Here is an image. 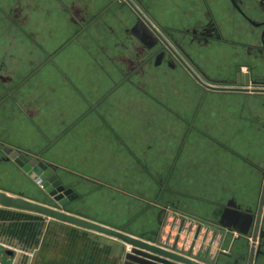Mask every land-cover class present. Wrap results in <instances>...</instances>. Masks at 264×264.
Returning a JSON list of instances; mask_svg holds the SVG:
<instances>
[{"label": "crops", "instance_id": "obj_1", "mask_svg": "<svg viewBox=\"0 0 264 264\" xmlns=\"http://www.w3.org/2000/svg\"><path fill=\"white\" fill-rule=\"evenodd\" d=\"M133 1L171 44L176 41L183 46L189 57L187 61L206 84L241 86L235 78L237 65L247 67L251 81L259 80L264 75V68L255 62L256 58L244 57L238 48L231 51L221 41H190L180 33L195 28L200 20V9L195 1ZM202 1L208 5L221 36L243 46L258 45L255 39L248 41L236 34L238 18L227 12L224 0ZM115 2L0 0V131L26 128L38 133L43 141L37 139L34 147L23 148L0 140V165H5L0 167V172L6 170L2 176L7 181L16 179L27 188L31 182L28 173L14 161L7 160L3 147L19 151L26 157L28 151L25 150L43 148L39 154L59 164L64 173L90 181L81 184L82 188L76 191L72 212L110 228L120 226L96 220L83 212L84 206L95 200L99 209H118L124 220L131 222L133 212L140 204L137 202L136 206H132V167L128 155L132 153L131 146L124 140L116 145L114 138H109L106 133L115 134L114 116L144 115V103L150 99L158 106L159 113L196 118L207 96L249 94L210 91L204 87L205 92L200 91L202 86L195 83L168 53L162 51L158 41L138 17L128 7ZM5 4L10 6V12L3 10ZM15 5H19L17 10L21 8L22 11H15ZM8 19L9 26L5 23L1 25V21ZM18 19L25 20L23 27H19ZM240 36H243V32ZM199 59L202 65L196 63ZM234 61L233 81L223 80L222 76L229 73L226 65ZM104 104L106 107H102ZM195 129L193 120L186 129L172 165L176 163L184 141ZM137 157L134 155V158ZM194 162H190L191 165ZM191 169L196 168L191 166ZM169 173L168 181L173 175L171 170ZM192 175L194 178L188 175L174 179V188L170 189V193L194 199L195 194L189 192L194 189L191 187L193 181L204 180L205 177L195 178V173ZM179 179L183 182H177ZM184 189L189 191L184 192ZM0 190L25 195L22 191L12 192L1 187ZM161 191L165 192L167 188L162 186ZM163 194L159 198L162 199ZM149 210L146 208L144 214L135 218L142 230L147 227L146 215ZM168 212L166 210L165 213ZM187 214L191 215L188 210ZM149 218L150 222L152 217ZM168 218L169 213L161 220L159 238ZM52 226L57 235H63L62 239L58 237V242H52ZM220 227H224V232L221 233L218 254L215 255L217 263L221 256L227 255L223 245L229 232L237 236V230L227 224ZM261 227L264 228V209ZM82 232L78 227L43 216L36 217L33 213L0 207V264H86L89 260L83 258ZM93 236L96 240L102 239L101 236ZM236 239L240 241L239 237L235 238L230 246L231 251L235 249ZM102 240L111 241L108 249L113 247L114 241L107 238ZM258 247L260 253L254 264H264V249L261 245Z\"/></svg>", "mask_w": 264, "mask_h": 264}, {"label": "rangeland", "instance_id": "obj_2", "mask_svg": "<svg viewBox=\"0 0 264 264\" xmlns=\"http://www.w3.org/2000/svg\"><path fill=\"white\" fill-rule=\"evenodd\" d=\"M119 1L121 0H114L115 3ZM135 4L137 5V3ZM17 6H14V9L16 7L15 11H22L21 8L17 10L19 8ZM3 7L4 11L10 12V8H8L10 6L5 4ZM16 22L19 27H23L25 24L23 19H18ZM4 23L9 26L10 19L1 21V25ZM184 46L187 48L186 43ZM197 61V64L202 65L200 59ZM233 63L235 61L226 65L229 67V73L222 76L223 80L233 81ZM210 84L233 87L232 85ZM200 89L205 92L203 87ZM104 106L106 107L105 104L102 105V107ZM143 107L146 108L144 115L114 116L115 134L106 131L109 138H114L116 145L121 144L124 140L131 146L132 153L129 152L128 155L132 167L130 170L133 192L132 206H136L137 202L140 203L139 208L133 212L132 221L124 220V216L119 213L118 209H99L95 205V200L84 206L85 211L81 210L96 220L117 224L121 228L115 227L114 229L145 241L163 247H171L176 243L177 251L183 254L191 251L193 259L205 264L217 263L215 255L218 254L220 236L224 232V227L220 226L227 224L237 230L236 237H239L240 241L236 239L235 249L231 251V243L235 241L236 237L229 232L227 241L223 245L225 252L222 250L227 255L221 256L217 264H246L247 240L252 232L264 173V96L251 94L210 95L200 106L196 118L159 113L157 112L159 111L158 106L150 99L144 103ZM192 119L196 129L191 131L189 138L184 141V147L181 149L176 163L172 165L175 155L179 151V145L186 134V129L193 123ZM37 139L39 142L42 141L38 133L26 128L20 131L8 128L0 131V140L23 148L34 147L38 142ZM42 149H27L25 151L28 152L25 154L29 159H34L36 164L41 162L51 165L55 178L50 184L59 181V185L52 186L50 189L47 188L49 186L43 187L44 180L39 176L32 178L33 173H30L28 176L32 183L29 182L28 187L25 188L16 179L12 182L7 181L2 176L6 171L3 170L6 168H3V172H0V187L12 192L20 193L22 191L25 193L23 197L28 200L75 215L72 212L73 201L69 199V196L75 195L76 191L82 188L81 184L90 181L79 179L70 173H64L65 170L59 164L39 154L43 151ZM134 155L138 156V159L134 158ZM190 162L195 164L191 165ZM2 166L5 165H0V167ZM191 166L196 169H191ZM170 170L173 175L168 181L167 175ZM191 170L194 171L195 178L205 177L204 180L195 179L193 181L194 184L191 187L194 189L183 190L194 193V199L170 193V189L174 188L172 187L174 179L186 178L188 175L194 178L192 175L194 173ZM186 172H191V174L187 175ZM47 179L45 178V180ZM177 182L182 183L183 180L179 179ZM59 186H63V190L59 191ZM162 186L166 187L167 191L162 192ZM67 189L72 190V194L65 193ZM161 194H163L162 199L159 198ZM12 195L17 194L13 193ZM146 208L150 209L146 215L148 224L142 230L140 222L135 218L144 214ZM165 209L169 211V218L166 226L163 225V233L159 238L161 220L165 215L168 216ZM187 210L191 215L187 214ZM150 216L152 220L149 222ZM181 221L184 222L183 225L180 224ZM80 230H83L81 233L83 258L89 260L86 264L124 263L127 245L88 230ZM259 230L255 252L259 245L264 249V228L261 227ZM51 231L54 235L52 242H58V237L62 239L63 235H57L53 226ZM93 234L101 236L102 239L107 238L109 241H114L113 247L108 249L107 245L111 241L96 240L93 238ZM214 236L215 238H213ZM212 239L214 241L210 244ZM256 259L253 258V264Z\"/></svg>", "mask_w": 264, "mask_h": 264}, {"label": "water", "instance_id": "obj_3", "mask_svg": "<svg viewBox=\"0 0 264 264\" xmlns=\"http://www.w3.org/2000/svg\"><path fill=\"white\" fill-rule=\"evenodd\" d=\"M126 2L135 11V13L148 25L152 32L170 49V51H172L166 41L160 36L156 29L143 16V14L129 0H126ZM179 61L182 63L188 73L197 81V83L207 90L232 93L264 94V88H249V86H256V82H250L248 78L243 79L240 83L241 86L238 87H210L202 82L180 58ZM3 151L6 155L7 160L14 161V163H16L19 167H22L23 170L28 174L33 173L32 178L39 176L42 180H44L43 187L49 186L47 188L50 189L52 186H57L60 184L59 181H54L52 185L50 184V182L55 178L53 175L54 169L51 165H45L41 162L36 164V161L34 159H31L29 161L25 155L19 153V151H12V149L8 147H3ZM45 178L48 179L45 180ZM58 190H63V186H59ZM65 193L72 194V190L67 189ZM75 197L76 195H72L69 196V199L73 200ZM0 207L37 214L47 219L69 224L80 229L88 230L125 244L128 246V248L123 264H205L196 259H193L191 257V251L187 254H183L182 252L177 251L176 243L171 247H163L158 244L145 241L141 238L126 234L120 230L100 225L96 222L82 217L80 218L76 215L67 213L64 210L52 208L50 206L28 200L24 198L22 194L12 195L3 190H0ZM263 208L264 173L259 192V199L252 232L250 234V238L247 240L248 251L246 264H252L253 261L255 244L258 239L257 236ZM256 252L260 253L259 247H257Z\"/></svg>", "mask_w": 264, "mask_h": 264}, {"label": "flooded vegetation", "instance_id": "obj_4", "mask_svg": "<svg viewBox=\"0 0 264 264\" xmlns=\"http://www.w3.org/2000/svg\"><path fill=\"white\" fill-rule=\"evenodd\" d=\"M146 18L143 11L140 9L139 5L137 6L132 0H129ZM196 3V6L200 9L199 15L200 20L196 23L195 28L191 30L181 31L180 33L190 41L193 39H201L202 41H221L224 44H227L229 48H232L233 50L238 48L240 50V54H242L244 57H255V62L258 63L260 66L264 68V0H224L226 4L227 12L230 15H234V17L238 18V22L235 25L236 26V34L239 37H242L244 39H247L248 41H252L255 39L257 42V46L249 45V46H243L239 45L237 43H232L230 40L226 39L225 36H221L220 33L217 32L214 21L212 20V13H210L208 9V5L204 3L202 0H193ZM120 6H126L128 7L139 19V21L144 25L150 33L155 37V39L158 41L160 48L165 53H168L170 57L176 61L187 73L188 71L184 68L182 63L179 61V58L199 77L200 79H203L200 77V74L196 72L191 64L188 62L189 57L183 50V46L178 42L170 43L169 40L166 39V36L161 34V32L156 29L150 22V24L156 29V31L160 34V36L166 41V43L169 45L170 49L152 32V30L148 27V25L135 13V11L130 7V5L126 2V0H121L117 2ZM147 19V18H146ZM149 21V20H148ZM186 32V33H184ZM243 32V36H240V34ZM251 35V36H250ZM252 39V40H251ZM237 44V45H236ZM240 59V58H239ZM238 61H242L241 59ZM188 60V61H187ZM245 59L243 58V61ZM189 74V73H188ZM190 75V74H189ZM191 76V75H190ZM192 77V76H191ZM193 78V77H192ZM235 78L238 83H241L243 79L248 78L250 82H256V86H252L255 88H264V75L261 79L256 81H251L249 72L247 71V67L237 65V69L235 71ZM194 79V78H193ZM195 80V79H194ZM204 80V79H203ZM195 82H197L195 80ZM208 83V82H207ZM198 84V83H197ZM229 87V86H226ZM235 87V86H233ZM254 94V93H249ZM256 96H264V94H254ZM127 248V247H126Z\"/></svg>", "mask_w": 264, "mask_h": 264}, {"label": "bare ground", "instance_id": "obj_5", "mask_svg": "<svg viewBox=\"0 0 264 264\" xmlns=\"http://www.w3.org/2000/svg\"><path fill=\"white\" fill-rule=\"evenodd\" d=\"M195 73V72H194ZM196 74V73H195ZM197 75V74H196ZM198 76V75H197ZM199 78V77H198ZM200 79V78H199ZM201 80V79H200ZM202 81V80H201ZM202 82H204V81H202ZM205 83V82H204ZM206 84V83H205ZM208 85V84H207ZM208 86H210V87H222V86H215V85H213V86H211V85H208ZM223 87H226V86H223ZM249 88H250V86H249ZM264 209V208H263ZM262 214H263V212H262ZM261 219H262V215H261ZM261 219H260V224H261ZM260 224H259V229H260ZM258 233H259V230H258ZM258 237V236H257ZM127 247V246H126ZM128 248V247H127ZM255 252V251H254ZM257 255H259V253H257L256 252V255H255V253H254V256H253V258H254V260L256 259V257H257ZM252 264H253V261H252Z\"/></svg>", "mask_w": 264, "mask_h": 264}]
</instances>
